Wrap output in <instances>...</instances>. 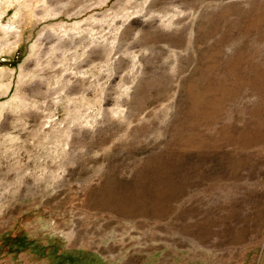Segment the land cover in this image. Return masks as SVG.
Masks as SVG:
<instances>
[{"label":"rangeland","instance_id":"rangeland-1","mask_svg":"<svg viewBox=\"0 0 264 264\" xmlns=\"http://www.w3.org/2000/svg\"><path fill=\"white\" fill-rule=\"evenodd\" d=\"M0 264H264V0H0Z\"/></svg>","mask_w":264,"mask_h":264}]
</instances>
